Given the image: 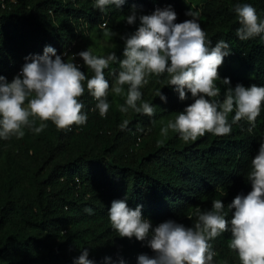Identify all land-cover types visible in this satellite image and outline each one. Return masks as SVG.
Listing matches in <instances>:
<instances>
[{"label": "trees", "instance_id": "16d2710c", "mask_svg": "<svg viewBox=\"0 0 264 264\" xmlns=\"http://www.w3.org/2000/svg\"><path fill=\"white\" fill-rule=\"evenodd\" d=\"M244 3L264 21V0H126L120 8L110 4L103 11L95 0H0V75L11 82L26 57L42 55L51 46L57 55L67 53L62 57L66 62L79 61L90 78L93 73L75 54L92 51L97 34L117 33L110 37L122 59L121 37L139 27V16L170 7L176 23L191 19L185 15L189 9L198 14L209 47L221 39L229 44L231 52L218 70L221 80L229 78L233 88L238 83L264 86V33L243 41L236 35L235 7ZM132 10L137 20L129 25L126 17ZM114 71H119L116 62L104 71L110 83L106 117L100 116L85 83L80 97L85 124L59 130L47 121L39 134L25 128L23 138H0V264H77L84 249L92 264H138L140 254L153 253L146 242L121 238L112 228L108 209L113 200H125L132 209L142 205L143 217L153 226L167 220L194 226L197 208L210 210L214 199L222 200L230 220L227 205L251 191L246 178L264 137V108L251 132V125L241 120L232 124L229 135L206 133L184 142L171 129L162 136L161 129L193 102L191 93L181 101L174 87L166 86V73L153 75L140 90L154 115L132 109L121 113L127 85L122 96L112 92ZM221 80L215 99L222 102L227 86ZM234 114H229L230 123ZM125 120L129 123L122 130ZM89 208L92 214L85 211ZM230 240L228 231L209 241L217 254L213 264H241Z\"/></svg>", "mask_w": 264, "mask_h": 264}, {"label": "clouds", "instance_id": "9594fccd", "mask_svg": "<svg viewBox=\"0 0 264 264\" xmlns=\"http://www.w3.org/2000/svg\"><path fill=\"white\" fill-rule=\"evenodd\" d=\"M125 2L95 0V7L103 11L110 4L120 8ZM235 13L240 24L236 35L240 40L264 33V21L251 4L236 5ZM185 15L191 19L180 23L175 22L177 14L170 7L140 15L139 27L121 37L124 41L122 59L115 52L106 56L94 55L90 49L76 53L75 56H79L93 73L90 78L79 65L62 59L67 53L57 55L51 46H46L42 55L26 57L11 82L0 75V138H23L25 128L39 134L47 127V121L59 130L85 124L88 117L80 102L85 83L87 92L97 101L95 107L100 116L106 117L110 107L107 101L110 83L104 71L112 62L119 65V71L112 73L115 76L112 92L122 95L123 86L127 85L125 105L118 106L121 113L132 109L138 114L154 115V107L142 102L140 90L153 75L159 77L166 73V86L174 87L181 101L188 99L187 93H191L193 102L161 129L162 136H167L169 129L177 132L184 142L195 141L206 133L225 136L231 133L232 124L241 120L251 125L248 129L251 132L264 108V86L245 87L238 83L233 88L229 78L221 80L218 70L231 52L229 44L221 39L209 47L210 41L199 23L198 14L189 9ZM136 20L135 10H132L126 22L132 25ZM104 21L107 23L106 18L102 23ZM106 23L104 27L100 24L99 28H105ZM108 34L117 35L111 31ZM218 80L227 86L222 102L215 99L220 95ZM157 96L166 102L167 98L160 90ZM233 112L230 123L229 114ZM37 120L41 121L38 127ZM128 123L125 120L121 129ZM246 179L251 183V191L246 195L238 194L227 205L232 212L230 220L225 218V205L219 199L212 201L210 210L196 209L194 226H185L175 220L153 226L143 217L142 205L132 209L120 199L112 201L108 217L119 237H135L151 249L153 255L140 254L138 264H213L217 254L209 241L228 231L231 232L228 246L238 252L241 264H264V137L259 141ZM85 211L92 214L90 208ZM88 256V250L84 249L77 264H92Z\"/></svg>", "mask_w": 264, "mask_h": 264}, {"label": "rangeland", "instance_id": "374dc122", "mask_svg": "<svg viewBox=\"0 0 264 264\" xmlns=\"http://www.w3.org/2000/svg\"><path fill=\"white\" fill-rule=\"evenodd\" d=\"M108 33L109 32L105 31L104 34H97L96 37L93 39L92 52L94 55L106 56L109 53L115 52L114 42L110 37L111 35H109Z\"/></svg>", "mask_w": 264, "mask_h": 264}, {"label": "built area", "instance_id": "2783aa9c", "mask_svg": "<svg viewBox=\"0 0 264 264\" xmlns=\"http://www.w3.org/2000/svg\"><path fill=\"white\" fill-rule=\"evenodd\" d=\"M105 23H106V22L104 21V22L101 24V27H104V26H105ZM63 56H64V55H63ZM54 58H55V57H54ZM54 58H53V59H54ZM75 63H76L77 65H79L80 68H81L80 63H79L77 60H75ZM19 72H20V71H19ZM19 72H18V73H19ZM18 73H17V74H18Z\"/></svg>", "mask_w": 264, "mask_h": 264}]
</instances>
